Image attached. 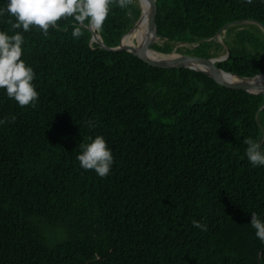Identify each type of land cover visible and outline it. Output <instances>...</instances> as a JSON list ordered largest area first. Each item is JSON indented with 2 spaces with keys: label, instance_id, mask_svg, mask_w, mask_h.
<instances>
[{
  "label": "trees",
  "instance_id": "1",
  "mask_svg": "<svg viewBox=\"0 0 264 264\" xmlns=\"http://www.w3.org/2000/svg\"><path fill=\"white\" fill-rule=\"evenodd\" d=\"M155 1L163 42L149 47L162 54L186 43L199 45L177 52L218 57L224 47L209 39L221 27L264 26V0ZM139 15L137 0L113 3L97 30L104 44L116 47ZM10 20L0 30L12 34ZM71 23L23 33L34 104L0 90V264H264L249 224L251 212L264 217V166L244 154L245 139L264 141V95L109 52L85 28L73 38ZM223 41L216 67L264 74L258 26L227 28ZM96 135L114 157L105 177L76 160Z\"/></svg>",
  "mask_w": 264,
  "mask_h": 264
},
{
  "label": "clouds",
  "instance_id": "2",
  "mask_svg": "<svg viewBox=\"0 0 264 264\" xmlns=\"http://www.w3.org/2000/svg\"><path fill=\"white\" fill-rule=\"evenodd\" d=\"M246 2L251 3L252 0ZM113 3L125 9L131 0H6L5 6L0 7V17L7 13L14 21H9L12 34L0 30V90L19 106H30L38 98L39 93L33 83L34 69L21 58L25 42L23 33L29 32L30 26L38 27L42 34L47 35L50 27H58V21L71 19V36L79 38L82 28L102 30ZM17 29L21 31H15ZM89 141L80 144L76 160L82 169L93 170L99 177H105L114 162L112 150L102 135L89 137ZM244 143V154L251 165L264 166V141L249 137ZM192 223L202 231L206 230L205 224L195 220ZM249 224L258 240L264 243V217L251 212Z\"/></svg>",
  "mask_w": 264,
  "mask_h": 264
},
{
  "label": "water",
  "instance_id": "3",
  "mask_svg": "<svg viewBox=\"0 0 264 264\" xmlns=\"http://www.w3.org/2000/svg\"><path fill=\"white\" fill-rule=\"evenodd\" d=\"M155 2H156L155 0H137V3L140 8V15L133 24V26L128 30V32H126L120 38L119 44L116 47H111V48L107 47L104 44L97 30L85 27V29H87L91 34L90 44L95 43L99 46V48L107 50L109 52H120V51L128 52L133 56L137 57L138 59L156 67L190 69L206 75L207 77L211 78L212 80H214V82H216L219 85L236 88L254 95H259V94L264 95V84L253 85L249 83V81L257 77H264V74H257L253 77H241L232 73L225 72L222 69L215 66L216 63L225 61L229 56L228 47L221 39V34H223L227 28L245 25V24H254L258 26L261 29L262 33L264 34V26L261 23L254 20H243V21L231 22L221 27L217 31L215 36L209 40L217 41L218 39V42L222 44L225 49L224 55L205 59L193 55L179 53L176 51L177 47L185 46L188 44L177 43L175 49H173L172 52L169 54H162L153 50L157 54L166 57L164 59H153L147 55V50L148 48H150L149 45L157 39V28L154 18ZM141 3L145 4L144 9L140 5ZM143 19H146L148 23V27H149L148 34L146 36H143L141 42L136 46L123 44V40L126 37L132 36V34L137 30V27L139 26V24ZM198 45L199 44H196L194 45V47H197Z\"/></svg>",
  "mask_w": 264,
  "mask_h": 264
},
{
  "label": "bare ground",
  "instance_id": "4",
  "mask_svg": "<svg viewBox=\"0 0 264 264\" xmlns=\"http://www.w3.org/2000/svg\"><path fill=\"white\" fill-rule=\"evenodd\" d=\"M140 5H141V7L143 9L145 8V4L144 3H141ZM148 32H149L148 23H147L146 19H143L141 21V23L139 24V26L137 27V30L132 34V36L131 37H126L123 40V44L136 46V45H138L141 42L143 36H146L148 34ZM147 55L150 58H153V59H164V58H166L164 56H161V55L157 54L151 48H148ZM249 83H251L253 85H263L264 84V77H257L255 79L249 81Z\"/></svg>",
  "mask_w": 264,
  "mask_h": 264
},
{
  "label": "rangeland",
  "instance_id": "5",
  "mask_svg": "<svg viewBox=\"0 0 264 264\" xmlns=\"http://www.w3.org/2000/svg\"><path fill=\"white\" fill-rule=\"evenodd\" d=\"M241 26V25H240ZM234 27H236V26H234ZM226 32V31H225ZM225 32L223 33V34H221V39L222 40H224V37H225ZM156 41H157V43H162L163 41L162 40H159V39H156ZM216 42H218V39H217V41ZM175 47H176V44L173 46V49H175ZM181 47H184V48H188V49H192L193 47H194V45H190V44H188V45H185V46H178L177 47V49L178 48H181ZM177 49H176V51H177ZM225 50V49H224ZM220 51V53H219V56H221V55H224L225 54V51Z\"/></svg>",
  "mask_w": 264,
  "mask_h": 264
}]
</instances>
